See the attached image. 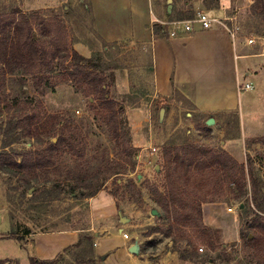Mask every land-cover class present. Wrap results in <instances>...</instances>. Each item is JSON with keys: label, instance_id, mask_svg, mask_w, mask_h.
<instances>
[{"label": "rangeland", "instance_id": "obj_1", "mask_svg": "<svg viewBox=\"0 0 264 264\" xmlns=\"http://www.w3.org/2000/svg\"><path fill=\"white\" fill-rule=\"evenodd\" d=\"M134 2L137 5V0ZM162 2L160 11L156 10L154 4L151 10L147 9L148 16H151L148 26L165 24L164 18L168 16V12L177 15L180 10L187 9L189 4L194 2L196 12L220 9L224 12L220 16H236L235 24L241 28L243 43L253 35H264V13L261 12V7H253L254 0H172L170 9L169 0ZM90 3L91 0H0V8L14 6L24 11L40 10L45 19L60 17L68 28L71 49H76L87 57H102L108 67L111 96L124 104L132 143L138 148L132 158L136 163L135 169L121 173L118 181L122 182V187L117 196L112 193V189L118 187L113 177L105 181L94 195H88L91 188L79 187L72 192L70 187L76 185L80 178L89 176L92 184L101 180L109 167L100 172L97 170L106 162H112L124 169L131 160L128 154H123L118 141L110 133L104 118L106 109L99 106L98 100L86 94L87 89L77 90L65 79L66 71L59 65L51 75L53 86L47 83L38 86L32 75L24 74L21 70L8 75L6 83L0 85V103L4 108V111L0 112V125L5 124L17 110L15 104L18 100L22 104L27 103L31 111L39 112L43 118L49 115L50 119V115L58 114L63 123L76 126L79 137L86 144L87 153L84 157H78L64 152L56 167L51 169L54 180L46 183L35 181L29 189L28 185L23 184L16 176L0 169V259H6L7 264L20 262L12 253L21 251L19 256L25 254L22 248L24 239L19 240L15 236L19 234L26 238V235L30 234L27 233L28 229L35 233L91 227L93 203L96 204L104 198L106 201L113 199L118 203L117 224L122 223V218H125V221L129 219L130 223H127L125 229L135 234L136 240L141 242L145 254L152 259L153 264H260L259 260H264V238L255 241L251 239L255 237L254 232H259L264 237V230L252 226L256 213L249 207L250 193L242 200L231 198L230 202L204 203V221L206 223L211 211L213 213L216 210L221 237L216 238V246L211 247L203 237L189 232L198 254L186 260L180 258L177 247L187 248V239L176 244L165 231H150L152 225L168 226L166 212L159 203L165 192L163 175L166 161L162 154L164 144L169 141L205 144L200 136L194 135L198 131H201L203 136L205 133L194 121L198 116L191 111V104L182 99L181 94L175 95L177 99L173 104L154 102L151 105L153 77L150 68V43L144 38L132 37L107 46L96 33L94 12ZM216 4L218 7L210 8L212 5L217 6ZM135 16L138 18L140 13ZM249 46L255 47L257 51L262 49V43ZM238 79L244 82L246 75L242 74ZM260 98L264 99V90L260 92ZM7 106H12V111H8ZM162 108L164 116L161 118ZM189 111L192 112L191 116L187 114ZM189 121H193L192 133H189L187 127ZM235 123L232 118L224 135H216L218 138L215 137L213 144H207L221 151H230L234 156L236 154L239 161H246L248 156L255 158L257 170L264 176V144L256 143L252 149L247 150L246 143L242 145L239 136H233L237 131ZM256 127L257 123L254 124V128ZM56 138L53 140L56 141ZM37 142L24 137L12 146L25 150L35 146ZM151 146L156 147V151H153ZM129 178L135 181V189L127 185ZM53 184L56 192L44 189ZM35 191L38 192L36 198L33 195ZM97 194L100 196L93 199ZM210 206L212 210L209 209ZM229 207H233V210L229 211ZM154 209L158 210L157 214L153 212ZM92 234L96 238L95 233ZM8 235L13 237L4 238ZM184 235L185 232L178 229L173 236L182 238Z\"/></svg>", "mask_w": 264, "mask_h": 264}, {"label": "trees", "instance_id": "obj_2", "mask_svg": "<svg viewBox=\"0 0 264 264\" xmlns=\"http://www.w3.org/2000/svg\"><path fill=\"white\" fill-rule=\"evenodd\" d=\"M216 5L210 8L218 7V4ZM90 6L92 9L91 3ZM258 6L264 13V0H254L253 7ZM195 13L196 5L191 2L187 9L180 10L177 15L170 14L166 21L190 19ZM167 28L166 24H154L155 37H166ZM103 41L107 46L118 42H108L104 39ZM105 63L100 55L87 57L70 48L68 28L60 17L52 16L51 19H45L40 10L24 11L14 6L0 8V85L6 83L8 75L21 70L24 74L32 75L38 86L44 83L53 86L51 75L59 65L66 71L65 79L77 90L87 89L86 94L98 100L99 106L106 109L104 118L111 135L118 141L123 154L131 157L124 169L112 162L101 165L97 172L109 168L95 184L90 182L88 176L80 178L76 185L70 187L72 192L79 187L91 188L89 196L96 194L111 177L118 185L112 189V193L115 196L119 195L122 182L118 180L121 173L134 171L136 163L132 158L138 150L132 143L125 106L111 96L108 67ZM175 93L180 92L175 90ZM15 105L17 110L5 124L0 125V169L4 172L16 176L23 184H27L29 189L35 181L46 183L54 180L50 173L51 169L56 167L64 152H70L78 157L86 156V144L79 137L76 126L63 123L58 114L50 115V119L49 115L43 118L39 112L31 111L27 103L22 104L16 100ZM7 107L8 111H12V106ZM3 111L0 103V112ZM197 125L204 131L205 137L210 136V130L206 126L202 127L198 123ZM24 137L38 142L25 150H18L12 146ZM256 143L264 144V136L248 138L246 149H252ZM162 154L166 161L163 175L165 192L159 203L166 212L168 226L152 225L150 231L163 230L176 244L187 239V248L177 247L181 259L186 260L198 254L191 238L192 234L189 232L203 237L211 247H215L216 238L221 237L220 228L205 223L204 203L230 202L231 198L242 200L250 193L249 207L256 213L252 226L264 230V176L259 169L257 170L255 158L248 156L246 161H239L226 150L221 151L212 145L192 141L181 143L169 141L164 144ZM127 185L133 189L137 187L133 178L128 179ZM44 189L50 192L57 191L55 184ZM33 195L36 198L38 192L35 191ZM241 207L243 208L244 204ZM82 229L79 240L66 246L56 257L43 259L30 256L27 264H95L101 261L102 257L94 251L92 232L88 228ZM178 229L186 235L182 238L174 237ZM27 233H31L30 229ZM254 234L255 237L251 241L264 238L259 232ZM12 237L8 235L4 238ZM15 237L19 240L24 239V235L18 234ZM263 262V259L259 260L260 264ZM0 264H7V260L0 259Z\"/></svg>", "mask_w": 264, "mask_h": 264}, {"label": "crops", "instance_id": "obj_3", "mask_svg": "<svg viewBox=\"0 0 264 264\" xmlns=\"http://www.w3.org/2000/svg\"><path fill=\"white\" fill-rule=\"evenodd\" d=\"M162 3V0H137L135 5L134 0H91L96 33L108 42L139 37L150 43L153 77L151 105L154 102L173 104L177 99L175 95L181 94L182 99L191 104V111L198 116L194 121L210 130L209 137L203 136L201 131L194 133L205 144H213L215 137L218 138L216 135H224L232 118L237 126L233 136H239L242 145L250 137L264 136V99L260 98V92L264 90V35H256L258 40L254 43L248 42L249 37L243 43L240 31L233 37L227 27L214 24L209 29H203L197 22L190 33L180 32L171 37L167 28L166 37H155L153 27L148 26L151 16H148L147 9L151 10L154 4L160 11ZM207 12L211 16L224 13L220 9ZM139 13L137 18L135 14ZM167 15L165 22L170 12ZM258 43H262L261 50L249 46ZM242 74L246 75L244 82L238 79ZM246 83H251L252 87H241ZM175 90L180 93H175ZM191 111L188 116L192 115ZM210 118L214 119L213 125L207 123ZM189 122L188 131L192 133L193 121ZM256 123L258 127L254 128ZM235 157L238 159L236 154ZM99 196L97 194L93 199ZM99 201L93 203V223L88 228L96 235L94 251L102 257L99 264H153L135 234L125 229L129 219L117 224L115 200L106 201L103 198ZM209 209L212 210V206ZM213 213L211 211L206 223L218 227V216ZM82 231V228L74 227L30 233L22 243L25 254L19 256L21 251H17L12 253L13 257L22 264H27L30 256L54 258L66 246L76 243ZM124 233H128L129 238ZM134 244L137 249L132 251Z\"/></svg>", "mask_w": 264, "mask_h": 264}, {"label": "built area", "instance_id": "obj_4", "mask_svg": "<svg viewBox=\"0 0 264 264\" xmlns=\"http://www.w3.org/2000/svg\"><path fill=\"white\" fill-rule=\"evenodd\" d=\"M236 16H211L207 11L198 10L193 18L184 19V20H171L165 22L168 26V32L171 37L178 35L180 32L190 33L195 29V23H200L203 29H209L214 24H219L224 27L229 28L231 35L233 37L237 36V33L240 31V26L235 24ZM157 20V19H156ZM229 22H232L230 24ZM182 24V26H181ZM264 38V37H263ZM257 41L256 36H251L248 38L249 43H254ZM243 88H251V83H246ZM153 151H156V147L151 146ZM229 211L233 210V207L228 208ZM124 235L129 238L128 233H124ZM202 249V248H201Z\"/></svg>", "mask_w": 264, "mask_h": 264}, {"label": "water", "instance_id": "obj_5", "mask_svg": "<svg viewBox=\"0 0 264 264\" xmlns=\"http://www.w3.org/2000/svg\"><path fill=\"white\" fill-rule=\"evenodd\" d=\"M171 1H172V0H169V9H170L171 6H172ZM160 116H161V118L164 116V108L161 109ZM213 122H214V119H213V118H210V119L208 120L207 123H208V124H212ZM153 212H154L155 214H157L158 210H157V209H154ZM123 221H125V218H122V222H123ZM250 236H252V235H250ZM136 249H137V246L134 244V245L132 246L131 250H132V251H135Z\"/></svg>", "mask_w": 264, "mask_h": 264}]
</instances>
